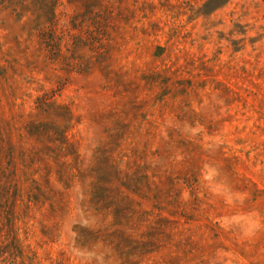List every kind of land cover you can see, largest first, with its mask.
<instances>
[{"label": "rangeland", "instance_id": "374dc122", "mask_svg": "<svg viewBox=\"0 0 264 264\" xmlns=\"http://www.w3.org/2000/svg\"><path fill=\"white\" fill-rule=\"evenodd\" d=\"M0 264H264V0H0Z\"/></svg>", "mask_w": 264, "mask_h": 264}]
</instances>
